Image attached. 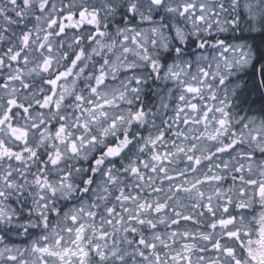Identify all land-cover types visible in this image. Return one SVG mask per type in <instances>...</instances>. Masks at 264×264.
Listing matches in <instances>:
<instances>
[{
	"label": "snow or ice",
	"instance_id": "1",
	"mask_svg": "<svg viewBox=\"0 0 264 264\" xmlns=\"http://www.w3.org/2000/svg\"><path fill=\"white\" fill-rule=\"evenodd\" d=\"M0 264H264V0H0Z\"/></svg>",
	"mask_w": 264,
	"mask_h": 264
}]
</instances>
